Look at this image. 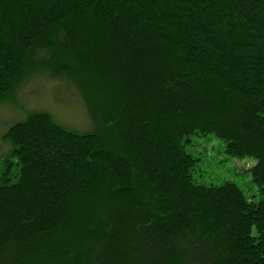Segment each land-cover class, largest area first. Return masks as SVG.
I'll list each match as a JSON object with an SVG mask.
<instances>
[{"label":"trees","instance_id":"16d2710c","mask_svg":"<svg viewBox=\"0 0 264 264\" xmlns=\"http://www.w3.org/2000/svg\"><path fill=\"white\" fill-rule=\"evenodd\" d=\"M30 75L92 128L4 132L0 264H264V0H0V102ZM207 135L256 160L257 200L194 180Z\"/></svg>","mask_w":264,"mask_h":264},{"label":"rangeland","instance_id":"374dc122","mask_svg":"<svg viewBox=\"0 0 264 264\" xmlns=\"http://www.w3.org/2000/svg\"><path fill=\"white\" fill-rule=\"evenodd\" d=\"M30 76L23 79L5 102H0V163L12 160L13 146L4 139V132L29 112H47L59 124L72 130L83 132L92 128L85 104L71 82L44 75ZM223 149V142L212 135L192 138L186 150L199 158L193 171L194 180L206 185L230 180L248 198L257 200L258 187L252 182L248 171L256 160L251 157H230Z\"/></svg>","mask_w":264,"mask_h":264}]
</instances>
